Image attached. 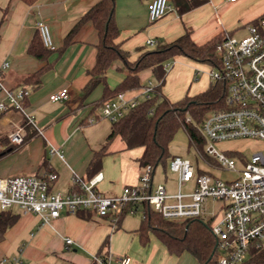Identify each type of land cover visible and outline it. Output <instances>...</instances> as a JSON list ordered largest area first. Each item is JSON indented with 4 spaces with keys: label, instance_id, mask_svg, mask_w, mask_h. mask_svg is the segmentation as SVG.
I'll return each mask as SVG.
<instances>
[{
    "label": "crops",
    "instance_id": "1",
    "mask_svg": "<svg viewBox=\"0 0 264 264\" xmlns=\"http://www.w3.org/2000/svg\"><path fill=\"white\" fill-rule=\"evenodd\" d=\"M98 1L38 0L33 6H28L21 0H0V67L2 63H8L6 69L0 68V81L11 90L28 92L24 101L25 111L33 116L35 124L34 127L26 125L17 112H0V137L7 138L9 146L12 145L9 136L17 127L23 128L24 137L32 132V136L19 148L0 158V179L19 175L41 176L52 171L57 179L51 190L64 194L73 188L74 175L83 181L99 175L101 179L96 190L106 196L119 195L123 187L137 184L142 169L138 159L143 148L127 149L118 136L107 146L100 170L90 178L87 172L93 154L101 149L111 131V124L101 122L100 107L95 106L103 98L104 85L99 84L89 95H83L89 80L88 73L95 64L99 39L91 23H85L66 47L64 38ZM150 2H115L114 19L119 30L116 42L128 52L130 61L159 43L175 41L186 32L199 45L227 34L234 36L242 31L246 34V27L264 15V0H235L231 3L206 0L183 15L177 14L173 8L151 23L147 10ZM38 21L47 25L54 46V50L47 52L43 59L28 53L37 33ZM147 40L155 41L156 45L147 46ZM174 62L181 65L166 75L165 82L167 77L175 81L177 101L185 95L203 91L210 83L205 65L184 57H176ZM197 71L203 73L196 75ZM126 74L123 63L114 61L107 71L106 85L114 89ZM29 75L35 77L24 80ZM150 75L149 69L140 72L141 86L150 81ZM62 88L69 90V100L51 103L49 95ZM137 90L125 92L132 96ZM161 94L170 101L163 89ZM1 102H6V99L0 92ZM89 117H97L96 122L87 124ZM239 141L242 140L231 142ZM51 149L60 152L63 158L51 154ZM4 150L5 145L0 144V151ZM154 174L155 169L153 186ZM161 185L165 186V182ZM216 205L215 209H218L219 203ZM14 212L19 214V218L6 230L0 242V260L17 258L22 264H104L100 260L110 258V264H114L116 258L128 256L131 264H183L188 255H170L152 233L148 235L147 245L142 246L136 232L139 224L126 227L123 218L114 224L91 211L76 214L61 211L57 218L43 224L37 215L23 214L19 209ZM207 220H211V214ZM67 238L72 241L70 245L64 243Z\"/></svg>",
    "mask_w": 264,
    "mask_h": 264
},
{
    "label": "built area",
    "instance_id": "2",
    "mask_svg": "<svg viewBox=\"0 0 264 264\" xmlns=\"http://www.w3.org/2000/svg\"><path fill=\"white\" fill-rule=\"evenodd\" d=\"M226 1L231 3L235 0ZM172 9L170 0H151L147 6L149 21L156 22ZM36 27L44 47L53 51L47 25L38 21ZM246 31L241 38L224 36L215 50L217 65L206 72L210 82L225 83V107L210 111L200 125L201 135L207 144L203 156L215 159L217 166L227 171H237L235 160L219 153L215 145L237 140L264 143V16L248 25ZM146 45L154 47L156 42L147 40ZM7 67L8 63H2L0 68ZM169 67L170 63H166L163 70L167 72ZM199 73L203 72L197 71L196 75ZM158 86L148 81L132 96L120 92L114 98L102 101L99 116L110 123L118 121L141 101H151L161 95ZM0 92L6 99V102L0 103V112H17L26 125L34 127V118L26 113L24 106L28 92L11 90L1 81ZM48 100L51 103L66 102L69 90L62 88L50 94ZM96 120L97 117H89L86 123L93 124ZM185 122H190L189 117ZM23 139L22 127H17L9 136V142L14 146L22 145ZM50 153L63 158L55 149H51ZM238 159L244 163L243 169L237 171L235 180L226 182L203 172L195 175L189 160L174 156L169 162V170L177 175V191L172 195L167 193L164 185L153 186L154 169L150 165L141 169L137 184L123 187L121 194L116 196L102 195L96 190V184L101 179L99 175L88 181L74 175L72 187L75 190L64 194L51 190L52 183L57 179L52 171L41 176H13L0 179V209L15 207L23 214L37 215L43 224L57 218L61 211L69 214L91 211L115 224L117 215L123 211L126 215L143 217L142 206L146 205L164 219L179 222L181 232H184L187 221L203 219V203L211 199L219 203V208L210 213V232L216 241L215 264H246L252 261L255 253L264 249V154L253 151L249 158ZM192 179L193 190L182 193V186ZM170 200L173 202L170 203ZM64 243L70 245L72 241L67 238ZM110 260L100 262L110 264ZM15 263L22 264L17 258L0 260V264ZM114 264H131V259L121 256L114 260Z\"/></svg>",
    "mask_w": 264,
    "mask_h": 264
},
{
    "label": "trees",
    "instance_id": "3",
    "mask_svg": "<svg viewBox=\"0 0 264 264\" xmlns=\"http://www.w3.org/2000/svg\"><path fill=\"white\" fill-rule=\"evenodd\" d=\"M21 1L28 6H33L38 0ZM115 2L116 0H99L84 13L64 38V47H66L85 23H91L97 32L99 42L96 47L95 64L88 73L89 80L83 90V95L87 96L99 84L104 85L103 98L95 105L96 107H100L102 101L114 98L120 92L138 89L141 86L139 74L146 69L152 72L159 84L158 89L161 91L166 79L163 65L171 60L174 61L176 57H184L210 67L217 65L216 46L225 35L199 45L191 39L189 32L171 43H159L153 49L143 51L134 61H130L128 52L116 42L119 30L114 19ZM205 2L206 0H170L172 7L179 15ZM49 51L44 47L37 31L28 53L37 59H43ZM116 60L123 63L127 74L114 89H110L106 85V75L111 64ZM33 77L35 75H29L24 80ZM224 97L225 83L210 82L203 91L191 96L185 95L176 102L168 101L162 94L155 96L151 101H141L118 121L111 123V131L105 143L99 151L93 154L89 162L87 168L89 178L100 170L105 150L117 136L125 143L127 149L143 148L142 156L138 159L141 168L150 165L155 169L159 164L165 165L167 159L170 162L174 156L169 154L168 145L179 128L185 130L190 143L200 150L206 144L200 132V125L208 112L225 107ZM187 117L190 119L189 123L185 122ZM31 136L32 132L24 137L23 143ZM0 144L6 147V150L0 151V158L21 146H9L7 138L4 137H0ZM232 156L244 159L240 152H232ZM72 190L74 191L75 188ZM142 209L144 216H140L139 227L136 231L142 246L147 245L148 235L152 233L165 245L170 255L180 256L188 253L197 264H215L216 241L210 232L211 220H189L186 222L185 231L181 232L179 222L164 219L149 206L144 205ZM82 216L85 215L82 213ZM125 216L124 211L118 214V222ZM18 218L19 214L15 213L12 208L0 209V242L6 230L13 226ZM263 263L264 249L255 253L252 261L246 264Z\"/></svg>",
    "mask_w": 264,
    "mask_h": 264
},
{
    "label": "rangeland",
    "instance_id": "4",
    "mask_svg": "<svg viewBox=\"0 0 264 264\" xmlns=\"http://www.w3.org/2000/svg\"><path fill=\"white\" fill-rule=\"evenodd\" d=\"M246 34L244 31L237 32L234 37L241 38L244 37ZM120 62V61H115ZM170 67L168 71L166 72V75H169L172 70L177 67V65H181L179 62H174L173 60L169 61ZM205 68V67H204ZM211 68L210 66H206L205 69ZM143 70V71H147ZM149 80L153 85H157V81L155 78L150 75ZM163 89L165 95L170 101H177L179 97L178 95V89L176 86L175 81L170 80V77H167V81L164 83V85L161 87V90ZM209 113V112H208ZM207 113V114H208ZM101 122H105V124L110 125L111 123L103 119ZM100 123V122H99ZM98 123V124H99ZM207 144L203 145L200 150H198L193 144L190 143L188 136L183 128H179L172 140L170 141L168 145V151L171 156H179L183 159H187L190 161V163L193 166L195 175L199 172H203L205 174H208L212 176L215 179L230 182L237 178L238 173L237 171H240L244 167V163L238 159L236 156H232L235 160V168L237 171H227L224 170L217 165V161L211 157H204V151ZM215 149L219 152L224 154L227 157H231L232 152H240L246 159L249 158L253 151H262L264 154V143L256 140H242L239 142H224L215 145ZM202 154V155H201ZM169 159L166 160V164H159L155 168V174H154V185L161 184L165 182V186L168 193H174L177 191L175 182L177 180V175L169 170ZM166 176V180L164 177ZM194 188V179H192L190 182H188L186 185H183L181 188L182 193H189ZM170 203L173 201L170 200ZM216 203L212 201L211 199H207L205 203H203V207H205V214L203 215V220L207 221L209 218V214L215 209ZM17 208L13 207L12 210H16ZM123 225L126 227H135L140 223V215H134V216H125L123 218ZM181 230V227H180ZM187 257L186 260H183V264H195V261L191 255L185 256Z\"/></svg>",
    "mask_w": 264,
    "mask_h": 264
}]
</instances>
